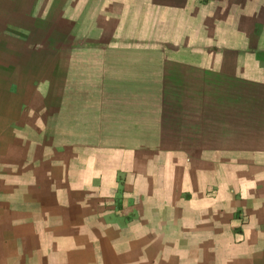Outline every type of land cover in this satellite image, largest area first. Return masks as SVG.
Masks as SVG:
<instances>
[{
	"label": "crops",
	"instance_id": "1",
	"mask_svg": "<svg viewBox=\"0 0 264 264\" xmlns=\"http://www.w3.org/2000/svg\"><path fill=\"white\" fill-rule=\"evenodd\" d=\"M0 264H264V0H0Z\"/></svg>",
	"mask_w": 264,
	"mask_h": 264
}]
</instances>
